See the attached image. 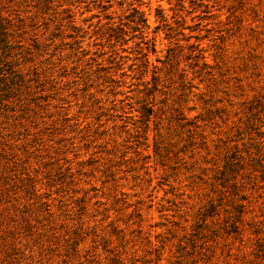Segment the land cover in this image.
Here are the masks:
<instances>
[{
	"label": "rangeland",
	"instance_id": "1",
	"mask_svg": "<svg viewBox=\"0 0 264 264\" xmlns=\"http://www.w3.org/2000/svg\"><path fill=\"white\" fill-rule=\"evenodd\" d=\"M0 264H264V0H0Z\"/></svg>",
	"mask_w": 264,
	"mask_h": 264
}]
</instances>
